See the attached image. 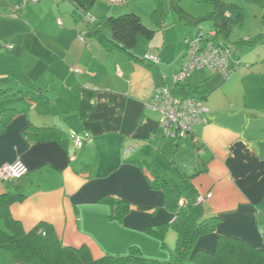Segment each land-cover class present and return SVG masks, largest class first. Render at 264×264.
Segmentation results:
<instances>
[{"label":"crops","instance_id":"obj_1","mask_svg":"<svg viewBox=\"0 0 264 264\" xmlns=\"http://www.w3.org/2000/svg\"><path fill=\"white\" fill-rule=\"evenodd\" d=\"M60 1L52 0L55 8L39 5L42 0L18 7L0 0V90L10 89L0 97V111L16 110L0 135V168L18 159L28 168L20 180H0V195L25 196L11 206L13 218L26 232L50 225L64 246H86L94 259L126 256L138 248L144 258L169 262L176 257L178 234L169 228L160 238L151 229L172 224L178 209L166 206L167 192L153 182L164 178L178 207H184L186 176L195 174L198 196L211 194L202 203L205 217L219 218L216 231L202 236L196 250L214 251L223 236L264 250V54L246 58L245 46L233 52L242 70L233 62L229 77L202 70L174 86L182 43L195 27L174 34V26L164 30V23V38L156 40V30L142 21L155 31L154 38L141 46V36L129 54L92 37L87 17L140 16L135 0L119 6L97 0L86 18L75 12L72 0L65 6ZM239 3L232 4L242 12L243 25ZM253 6L264 11V0H253ZM211 14L202 20H211ZM263 30L264 15L258 35ZM146 54L157 56L159 64L142 63ZM161 86L202 100L208 109L193 135L179 139L189 146L166 138L161 114L148 108ZM38 91L50 101L23 93ZM29 125L55 127L66 142L28 141L23 131ZM73 132L87 135L88 142L77 148ZM172 173L182 177V187ZM106 199L130 204L122 221L111 217ZM4 251L0 262L10 264Z\"/></svg>","mask_w":264,"mask_h":264},{"label":"trees","instance_id":"obj_2","mask_svg":"<svg viewBox=\"0 0 264 264\" xmlns=\"http://www.w3.org/2000/svg\"><path fill=\"white\" fill-rule=\"evenodd\" d=\"M97 0H72L76 6L75 12L87 17ZM215 4V10L209 17L214 23L213 31H216L221 42L228 38L234 27H240L242 12L235 4H228L222 0H198ZM33 2V0H32ZM159 2L154 11V18L158 26L164 25V17L167 7ZM38 3V2H33ZM23 4L22 6H25ZM91 36L98 39L103 46L116 45L131 54L138 44L139 38L145 37L152 40L155 31L148 28L135 13H125L119 16L103 17L87 21ZM199 25V24H197ZM264 30L254 39L242 40L249 47L263 43ZM141 62L150 65L144 59ZM10 89L0 90V97L8 93ZM30 96L31 100L49 102L50 98L44 92H23ZM16 115V110L7 109L0 111V135L6 132L8 126ZM23 135L28 141H52L66 142L64 134L55 127L27 126ZM195 174H193L194 176ZM197 175V174H196ZM193 176H186L185 186L189 195L186 206L178 207L177 201L170 195L162 177H155L154 187H163L167 192L166 206L178 209L174 222L167 226H161L151 231L158 237H163L171 228L178 234L176 257L169 262H160L144 258L138 248H131L126 256L106 255L94 259L86 246L75 248L64 246L54 229L42 223L33 230L26 232L22 224L15 220L11 214V206L24 199L20 193H5L0 195V222L4 228H0V249L11 255L10 264H264V250L256 248L237 238L223 236L218 239L214 251L196 250L198 240L207 234L216 231L219 218H206L202 204L197 203L198 193L192 183ZM107 200V199H106ZM111 207V217L122 221L131 209L130 204L122 200L108 199ZM144 209V208H141Z\"/></svg>","mask_w":264,"mask_h":264},{"label":"built area","instance_id":"obj_3","mask_svg":"<svg viewBox=\"0 0 264 264\" xmlns=\"http://www.w3.org/2000/svg\"><path fill=\"white\" fill-rule=\"evenodd\" d=\"M40 1L33 0V2ZM109 2L113 5H121L124 0H109ZM88 20L94 21L90 17H87ZM143 59L151 65H157L160 62L157 56L151 54H146ZM233 62L240 65V61L233 57V46L221 42L216 31L192 32L185 39L182 67L172 75L173 84L178 86L185 83L194 71L208 70L212 74L229 77L232 72L230 66ZM148 108L161 114L160 127L164 136L171 140H179L193 135L196 126L205 122L202 114L208 111L202 100L192 96H179L173 93L168 86H161L155 90ZM72 136L77 148L83 147L89 140L87 135L82 138L78 137L75 132ZM27 173L26 164L18 159L0 168V180L14 182L22 179ZM210 198L211 194L199 195L197 203L202 204Z\"/></svg>","mask_w":264,"mask_h":264},{"label":"rangeland","instance_id":"obj_4","mask_svg":"<svg viewBox=\"0 0 264 264\" xmlns=\"http://www.w3.org/2000/svg\"><path fill=\"white\" fill-rule=\"evenodd\" d=\"M26 1L32 2V0H11L10 3H12L11 5H13V7H18L19 4L27 3ZM158 1L163 2L164 5L167 7V14L163 20V22L166 24L164 30L168 28L170 30L171 27L174 26L172 28L174 34H179L180 31L184 29L190 30V25H192L193 27H195L194 33L196 31L197 32L202 31L206 33L207 31H211V29L213 28V21L202 20V19L208 17L211 14V12L213 13V11L215 10L214 3L198 1V0H135L133 1L132 5L135 8L138 7L139 9L138 13L142 21L156 30V35H155L156 40H162L164 38V31L161 29L160 26H158V23L154 18V11L158 8L159 5ZM223 1L228 4L240 2L241 4L239 3V5L244 10L243 14L245 17V21L243 17V25H241L240 28L234 27L229 37L226 38V40H229V42L235 47L233 52H235L236 54L239 52L240 49L245 48L246 46L242 43V40L247 39V37L249 36L256 37L262 30V17L264 15V11L259 10L257 12L258 8H255L253 6V0H223ZM60 2H61L60 4H63L64 6L66 5L65 0H62ZM126 2H129V0H126ZM29 4L33 5L34 3H29ZM41 4H47L48 7L54 6L55 8H58L57 7L58 5L56 3L53 4L52 0H42V2L39 3V5ZM9 10L12 14L13 9L10 8ZM63 12L64 10L62 9L61 13L63 14ZM199 20H202L201 23L195 26L194 25L195 22ZM143 42H148V41L147 39L141 37L140 45ZM246 48H247L245 50V53L247 54L246 58H248L250 55L251 57L256 55V58H258L260 54H264V43L262 45H258L254 47L247 46ZM182 49L185 51V39L184 42L182 43ZM180 58H182V54L180 55L179 58H177L176 62L174 63L176 67L179 66L181 63ZM246 61L248 62L249 60ZM243 67L244 66L242 65L239 69L242 70ZM193 73L194 75L199 74L198 71H194ZM179 144L182 145L185 144L187 146L190 145V143L186 140L184 142L179 140ZM169 176L174 179L175 185L182 187V177L178 173L175 174L172 173ZM0 228L1 229L4 228L2 222H0ZM5 254L11 259V255L7 251H4L3 255L5 256ZM0 263L6 264L5 262H0Z\"/></svg>","mask_w":264,"mask_h":264}]
</instances>
